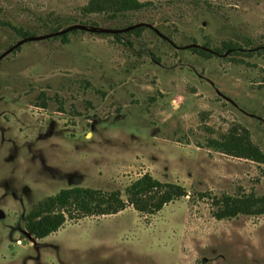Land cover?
<instances>
[{
  "label": "rangeland",
  "instance_id": "1",
  "mask_svg": "<svg viewBox=\"0 0 264 264\" xmlns=\"http://www.w3.org/2000/svg\"><path fill=\"white\" fill-rule=\"evenodd\" d=\"M137 1L112 19L0 0V264H264V163L216 150L245 135L264 161V0ZM145 173L186 196L25 231L62 189L123 195ZM226 198L253 214L215 218Z\"/></svg>",
  "mask_w": 264,
  "mask_h": 264
},
{
  "label": "trees",
  "instance_id": "2",
  "mask_svg": "<svg viewBox=\"0 0 264 264\" xmlns=\"http://www.w3.org/2000/svg\"><path fill=\"white\" fill-rule=\"evenodd\" d=\"M149 4L137 0H88L81 8V12L84 15L106 14L114 19L123 17L128 12L140 11ZM10 29L20 38L32 36L30 32L21 28L10 27ZM64 38L65 35L62 34L61 39ZM223 48L225 51L236 50V47L230 43H224ZM221 51L223 50L219 49V52ZM198 52L205 59L210 57L205 51ZM216 150L229 156L264 163L259 149L252 145L245 135H229L225 141L217 144ZM185 196L186 190L183 186L176 183H162L146 173L132 181L124 189L123 195L119 191L103 192L92 188L70 187L39 202L25 218V231L32 238L40 240L56 232L66 220L76 222L86 217L111 216L128 206L141 215L151 216L165 205ZM222 204L223 209L214 214L217 219L232 218L238 214H253L251 202L246 199L226 198ZM257 210L259 214L264 213V207H259Z\"/></svg>",
  "mask_w": 264,
  "mask_h": 264
}]
</instances>
